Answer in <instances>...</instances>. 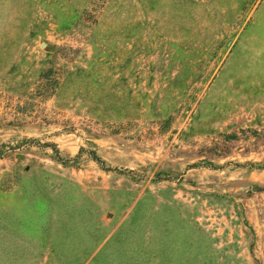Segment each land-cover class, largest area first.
<instances>
[{
	"label": "rangeland",
	"instance_id": "1",
	"mask_svg": "<svg viewBox=\"0 0 264 264\" xmlns=\"http://www.w3.org/2000/svg\"><path fill=\"white\" fill-rule=\"evenodd\" d=\"M0 264H264V0H0Z\"/></svg>",
	"mask_w": 264,
	"mask_h": 264
}]
</instances>
